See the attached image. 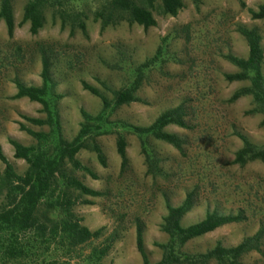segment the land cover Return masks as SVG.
<instances>
[{"label": "rangeland", "instance_id": "rangeland-1", "mask_svg": "<svg viewBox=\"0 0 264 264\" xmlns=\"http://www.w3.org/2000/svg\"><path fill=\"white\" fill-rule=\"evenodd\" d=\"M27 1L12 2L15 22L12 38L7 36L5 25L0 21V148L17 174H24L27 165L14 159L9 140L26 147L36 144L32 136L20 130V125L34 132H49L47 126H34L22 118L44 119L39 104L11 99L16 94L15 81L27 87L41 85L43 53L50 59L51 78L55 83L53 94L61 97L56 107L65 140L70 141L77 135L82 122L80 110L96 116L102 109L100 100L84 90L82 83L111 101L113 92L136 79L137 73L133 71L147 62L149 65L157 53L161 55L160 61L141 75L137 92L140 101L116 109L110 121L148 126L162 112L182 106L188 128L174 125L165 128V132L182 139L183 152L150 140L151 150L169 178L153 179L146 175L138 138L120 127H109L108 134L96 139L106 166L98 162L93 152H79L77 159L97 179L82 171L75 176L90 189L107 196L82 197V201L93 204H78L74 212L82 219L81 225L91 232L104 228V236L78 247L70 254V262L67 253L64 257V251H59L48 252L33 264H84L92 248L119 230V226L123 227L120 239L102 264H142L135 248L136 221L143 227L149 261L157 263L162 251L155 245L167 242L160 231L166 214L165 201L177 206L188 193L194 194L196 202L182 219L183 226L199 222L212 211L222 215L243 211L246 220L195 239L184 251L204 253L218 242L224 247H234L254 236L264 225V163L253 162L239 168L232 161L242 147L240 136L256 147L264 146V118L251 112L250 96L230 101L249 82L228 83L224 75L238 71L225 60L226 56L247 58L246 41L238 32V27H245L255 29L260 36L264 77V20H252L248 14V10L256 11L264 0H242L244 8L235 0H200L198 7L190 0H183L184 8L176 17L156 15V26L148 30L121 23L103 33L93 19L101 0H73L68 7L81 13L78 20L66 19L62 26L49 9L45 11L43 27L35 36L29 33L28 24L18 26ZM78 21L83 23L85 35L78 29ZM118 132L127 142L128 169L123 173L115 148ZM3 168L0 163V170ZM242 261L264 264V244L261 254L250 253Z\"/></svg>", "mask_w": 264, "mask_h": 264}, {"label": "trees", "instance_id": "trees-1", "mask_svg": "<svg viewBox=\"0 0 264 264\" xmlns=\"http://www.w3.org/2000/svg\"><path fill=\"white\" fill-rule=\"evenodd\" d=\"M70 1L73 0H28L23 7L18 26L28 24L29 33L32 36L37 35L43 27L45 11L49 9L52 10V17H57L62 26H65L66 19L75 22L81 13L69 9ZM190 1L196 7L200 4V0ZM235 1L244 8L242 0ZM12 2L13 0H0V21L4 23L9 38L13 37L15 30ZM183 8V0H101L99 7L93 12V19L99 23L101 33L121 23L137 25L148 30L156 26V15L176 17ZM248 14L252 20H264V3L259 5L256 11L248 10ZM77 27L84 35L86 34L83 23L78 21ZM238 32L246 41L248 55L245 59L226 56L225 60L238 71L225 74L224 79L228 83L246 81L249 85L239 89L230 101L250 96L253 104L251 112L264 118L263 52L260 36L255 29L245 27H238ZM160 56V53H157L156 57L149 61V65L147 62L135 69L133 74L137 73L136 79L113 92L111 101L102 96L97 89L82 83L84 90L100 100L102 109L96 116L80 110L82 119L80 129L70 141L65 140L60 132V116L56 105L61 97L53 94L55 83L51 78L49 57L45 53L41 56L40 86L27 87L15 81L16 94L11 99H27L37 103L41 106V113L45 115L44 119L22 118L34 126H47L49 132H34L21 124L20 130L32 136L36 144L26 147L9 140L14 159L22 160L27 165L22 175L16 173L0 148V163L4 166L3 170H0V264H33L48 252L57 254L59 251H64V257L67 253L70 262L71 255L78 247L96 242L104 236V228L91 232L82 226V219L75 214L74 209L78 204H93L89 200L82 201V197L103 198L107 195L90 189L75 175L82 171L92 179H97L89 168L81 164L77 155L82 150H89L96 155L102 166H106L104 153L96 139L108 134L109 127H120L122 131L138 138L147 167L146 175L153 179L169 178V174L159 166L161 161L151 150L150 140L161 141L183 152L182 139L165 132V128L170 125L188 129L182 106L162 112L148 126H132L121 121H110L116 109L140 101L137 92L141 87V75L149 66L159 62ZM239 138L242 147L235 153L232 165L243 168L253 162L264 163V146L256 147L244 136ZM126 147L125 137L119 132L116 133L115 148L121 161V173L128 169ZM195 202L193 193H188L177 206L171 205L168 200L165 201L166 214L162 218L160 231L166 236L167 242L155 245L162 251V256L154 264H244L242 260L246 255L262 253L264 225L254 236L245 238L234 247H224L218 242L204 253L184 251V248L195 239L246 220L243 211H238L235 215H222L212 211L207 212L199 222L183 226L182 219L191 211ZM136 222V251L142 264H152L144 247L143 227L139 221ZM118 228L119 230H115L92 248L84 264H102L120 239V230L123 227Z\"/></svg>", "mask_w": 264, "mask_h": 264}]
</instances>
